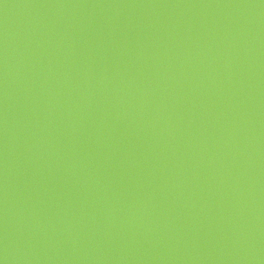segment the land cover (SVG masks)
<instances>
[{
    "label": "water",
    "instance_id": "water-1",
    "mask_svg": "<svg viewBox=\"0 0 264 264\" xmlns=\"http://www.w3.org/2000/svg\"><path fill=\"white\" fill-rule=\"evenodd\" d=\"M0 260L264 264V0H0Z\"/></svg>",
    "mask_w": 264,
    "mask_h": 264
},
{
    "label": "clouds",
    "instance_id": "clouds-1",
    "mask_svg": "<svg viewBox=\"0 0 264 264\" xmlns=\"http://www.w3.org/2000/svg\"><path fill=\"white\" fill-rule=\"evenodd\" d=\"M0 262H2V264H5V261L4 260H0Z\"/></svg>",
    "mask_w": 264,
    "mask_h": 264
},
{
    "label": "snow or ice",
    "instance_id": "snow-or-ice-1",
    "mask_svg": "<svg viewBox=\"0 0 264 264\" xmlns=\"http://www.w3.org/2000/svg\"><path fill=\"white\" fill-rule=\"evenodd\" d=\"M0 264H2V262H0Z\"/></svg>",
    "mask_w": 264,
    "mask_h": 264
}]
</instances>
